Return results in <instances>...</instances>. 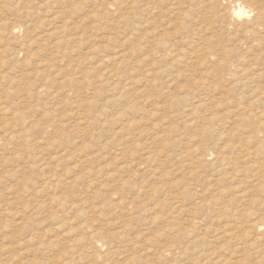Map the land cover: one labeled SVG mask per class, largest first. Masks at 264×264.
<instances>
[{
  "label": "rangeland",
  "instance_id": "rangeland-1",
  "mask_svg": "<svg viewBox=\"0 0 264 264\" xmlns=\"http://www.w3.org/2000/svg\"><path fill=\"white\" fill-rule=\"evenodd\" d=\"M240 1L0 0V264H264Z\"/></svg>",
  "mask_w": 264,
  "mask_h": 264
},
{
  "label": "bare ground",
  "instance_id": "bare-ground-1",
  "mask_svg": "<svg viewBox=\"0 0 264 264\" xmlns=\"http://www.w3.org/2000/svg\"><path fill=\"white\" fill-rule=\"evenodd\" d=\"M247 7H248V5H246L244 2H242L240 0H238V1L236 0L234 8L233 9L231 8V10L229 11V17H231L232 19L236 20V19H240L242 16H245V15L247 16L248 12L250 11V10L247 9ZM253 23L257 24L255 20H253ZM171 46H173V45H171ZM243 251H245V252L247 251V253L249 252V250H247V249H244ZM219 260L221 261L222 264H236V261H232L230 258L229 259L220 258Z\"/></svg>",
  "mask_w": 264,
  "mask_h": 264
}]
</instances>
